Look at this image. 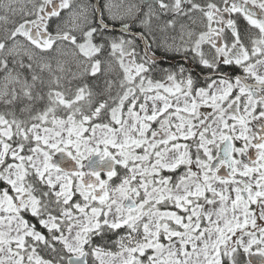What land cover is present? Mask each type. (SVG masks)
<instances>
[{
    "label": "snow or ice",
    "instance_id": "snow-or-ice-1",
    "mask_svg": "<svg viewBox=\"0 0 264 264\" xmlns=\"http://www.w3.org/2000/svg\"><path fill=\"white\" fill-rule=\"evenodd\" d=\"M0 264H264V0H0Z\"/></svg>",
    "mask_w": 264,
    "mask_h": 264
}]
</instances>
